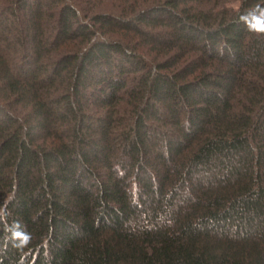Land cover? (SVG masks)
<instances>
[{"label":"trees","instance_id":"1","mask_svg":"<svg viewBox=\"0 0 264 264\" xmlns=\"http://www.w3.org/2000/svg\"><path fill=\"white\" fill-rule=\"evenodd\" d=\"M257 5L0 0V264H264Z\"/></svg>","mask_w":264,"mask_h":264},{"label":"clouds","instance_id":"2","mask_svg":"<svg viewBox=\"0 0 264 264\" xmlns=\"http://www.w3.org/2000/svg\"><path fill=\"white\" fill-rule=\"evenodd\" d=\"M255 11L259 12L260 16H264V8H261L259 5L256 6V10ZM254 14L255 13H250V15H254ZM260 16L256 17L258 26L256 28H252V26L249 25V29L250 30H254V31H257V32H264V26H260ZM25 235H28V234L25 233ZM29 239H30V236H29ZM19 243L23 244L24 241H19Z\"/></svg>","mask_w":264,"mask_h":264}]
</instances>
